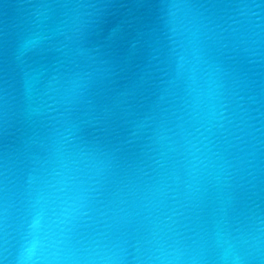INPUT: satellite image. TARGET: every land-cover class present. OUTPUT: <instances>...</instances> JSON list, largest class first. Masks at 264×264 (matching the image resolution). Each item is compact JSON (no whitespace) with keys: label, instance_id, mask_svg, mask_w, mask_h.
I'll use <instances>...</instances> for the list:
<instances>
[{"label":"clouds","instance_id":"1","mask_svg":"<svg viewBox=\"0 0 264 264\" xmlns=\"http://www.w3.org/2000/svg\"><path fill=\"white\" fill-rule=\"evenodd\" d=\"M159 21L164 75L130 139L68 115L88 75L47 86L56 117L31 72L18 111L0 97V130L26 127L0 152V264H264V0H162ZM49 39L27 34L20 55Z\"/></svg>","mask_w":264,"mask_h":264},{"label":"water","instance_id":"2","mask_svg":"<svg viewBox=\"0 0 264 264\" xmlns=\"http://www.w3.org/2000/svg\"><path fill=\"white\" fill-rule=\"evenodd\" d=\"M49 18L40 23L34 12L41 0H0V97L19 110L24 71L32 73L37 103L56 105L48 85L63 90L79 75L90 77L84 102L68 114L82 123L89 139H130L131 122L154 108L165 67L159 56L162 0H47ZM41 32L51 39L21 56L19 41ZM63 33V34H62ZM57 78L54 80L53 78ZM49 121L34 127L43 132ZM26 131L17 122L11 135L0 130V152L16 147ZM135 149L127 150L132 157Z\"/></svg>","mask_w":264,"mask_h":264}]
</instances>
